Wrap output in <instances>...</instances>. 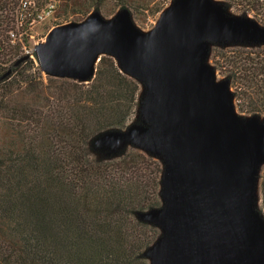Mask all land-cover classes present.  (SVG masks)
<instances>
[{
    "label": "trees",
    "instance_id": "obj_1",
    "mask_svg": "<svg viewBox=\"0 0 264 264\" xmlns=\"http://www.w3.org/2000/svg\"><path fill=\"white\" fill-rule=\"evenodd\" d=\"M152 1L0 0V264H152L165 230L144 215L165 206V159L135 143L97 147L109 134L149 126L145 85L110 54L86 81L22 60L50 7L56 28L110 2L133 17ZM220 2L264 30V0ZM206 42L205 62L228 84L234 108L264 120V40ZM254 178L252 208L264 221V166Z\"/></svg>",
    "mask_w": 264,
    "mask_h": 264
},
{
    "label": "water",
    "instance_id": "obj_2",
    "mask_svg": "<svg viewBox=\"0 0 264 264\" xmlns=\"http://www.w3.org/2000/svg\"><path fill=\"white\" fill-rule=\"evenodd\" d=\"M263 40L256 21L228 17L211 0H175L148 35L128 11L109 21L94 13L54 28L31 52L44 74L81 81L110 54L145 85L143 113L145 103L155 124L100 141L135 143L165 159V206L144 215L165 230L152 264H264V221L250 200L264 163V125L236 133L228 84L204 64V41Z\"/></svg>",
    "mask_w": 264,
    "mask_h": 264
},
{
    "label": "rangeland",
    "instance_id": "obj_3",
    "mask_svg": "<svg viewBox=\"0 0 264 264\" xmlns=\"http://www.w3.org/2000/svg\"><path fill=\"white\" fill-rule=\"evenodd\" d=\"M175 0H167L165 3L160 4L158 2V0H153L152 2L149 3V6L147 8V10L144 11H139L135 16L130 17L131 21L133 22L134 26L137 28V30L144 34V35H148L151 32L154 31V29L157 27L158 23L160 22L161 19V15L162 13L167 10L168 8H170L172 6V4L174 3ZM213 3L215 4H219L221 5L222 3L220 2V0H211ZM120 11L118 8L115 7L113 2L107 3L104 7V9L101 11L100 16L106 20H112L116 15H118ZM224 13L226 16L228 17H232V18H238V14L237 12H234V10H224ZM53 13L49 14L48 16H46L42 21L36 23L34 25V27L32 28V37L31 40L28 39V43L30 44L29 49H33L35 47V45H44L46 43V38L48 36V33L51 32L54 28H52L53 23L55 20V18H52ZM93 15V13L91 14ZM90 15V16H91ZM89 16V17H90ZM75 15H71L69 16V19L66 22H61L62 25L61 26H66L71 24L70 21H73V19H75ZM251 17H249L248 19H250ZM56 23V22H55ZM49 30V31H48ZM206 41H204V45L206 46ZM101 55V54H100ZM100 55L98 56V59L100 57ZM206 57V54H204V59ZM204 64L210 66L211 62L209 61L208 63L204 62ZM215 75V81L217 83L223 82V78L221 76H219L216 72L214 73ZM230 91V89H229ZM231 92V91H230ZM145 110V107H144ZM145 113V111H144ZM234 113L237 117V126H236V133L238 135H242L245 131V129L249 126H255V127H260L262 125H264V120L263 119H256L254 117H252V115H250L249 113H240L238 110H236L234 108ZM146 114V113H145ZM146 122L148 123V125H151V119L148 117V115L146 114ZM97 147L99 149H108L110 151H115L118 148L116 146H114L111 142H107L106 140H102L99 141L97 143ZM263 164H260L258 167H263ZM256 173V172H255ZM255 179L253 180L252 183V189H251V195H250V200L252 204H255L256 202V195H255Z\"/></svg>",
    "mask_w": 264,
    "mask_h": 264
},
{
    "label": "built area",
    "instance_id": "obj_4",
    "mask_svg": "<svg viewBox=\"0 0 264 264\" xmlns=\"http://www.w3.org/2000/svg\"><path fill=\"white\" fill-rule=\"evenodd\" d=\"M51 13H52V11H51V7H50V8H48V10H46L44 13L38 15V19H39V20H43L46 16H48V15L51 14ZM35 46H36V45H35ZM32 50H33V49L24 48L22 54H23V55H27V56H29L30 58H32V57H31V52H32ZM32 59H33V58H32Z\"/></svg>",
    "mask_w": 264,
    "mask_h": 264
},
{
    "label": "bare ground",
    "instance_id": "obj_5",
    "mask_svg": "<svg viewBox=\"0 0 264 264\" xmlns=\"http://www.w3.org/2000/svg\"><path fill=\"white\" fill-rule=\"evenodd\" d=\"M96 61V60H95ZM144 107H145V113L148 115V117L149 118H151V115H150V112H149V110H148V108H147V105L144 103ZM155 124V122L154 121H152V126Z\"/></svg>",
    "mask_w": 264,
    "mask_h": 264
}]
</instances>
